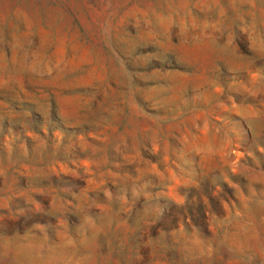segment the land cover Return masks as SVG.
<instances>
[{
	"label": "rangeland",
	"instance_id": "1",
	"mask_svg": "<svg viewBox=\"0 0 264 264\" xmlns=\"http://www.w3.org/2000/svg\"><path fill=\"white\" fill-rule=\"evenodd\" d=\"M0 264H264V0H0Z\"/></svg>",
	"mask_w": 264,
	"mask_h": 264
}]
</instances>
